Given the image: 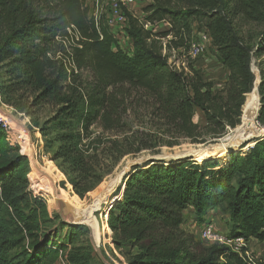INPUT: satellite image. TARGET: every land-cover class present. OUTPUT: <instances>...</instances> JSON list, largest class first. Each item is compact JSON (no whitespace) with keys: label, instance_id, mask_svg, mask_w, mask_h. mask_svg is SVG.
<instances>
[{"label":"trees","instance_id":"obj_1","mask_svg":"<svg viewBox=\"0 0 264 264\" xmlns=\"http://www.w3.org/2000/svg\"><path fill=\"white\" fill-rule=\"evenodd\" d=\"M87 2L0 0V103L26 115L35 107L52 109L36 126L64 175L56 169L57 181L70 187L74 201L127 154L174 146L179 139L205 143L235 128L255 80L251 58L264 55V30L249 46L227 17L229 12L264 26V0H151L143 7L144 19L166 26L147 30L128 15L125 33L133 52L121 48L103 20L95 26ZM193 21L208 33L225 69L220 86L191 62L175 68L162 53V39L166 52L188 50ZM71 25L76 35L67 32ZM259 76L256 119L264 124V70ZM137 107L157 130L133 140L121 135ZM196 110L203 113V125L193 121ZM246 144L247 151L240 152ZM240 148L214 154L216 159L150 158L133 164L102 223L104 239L110 235L123 264H264V254L254 258L245 248L237 253L204 246L181 227L188 208L199 222L223 208L230 237L264 239V133ZM26 153L0 124V264H47L59 250L69 264H102L88 242L76 243L88 227L50 217L44 200L30 191ZM34 178L31 171L29 179Z\"/></svg>","mask_w":264,"mask_h":264},{"label":"rangeland","instance_id":"obj_2","mask_svg":"<svg viewBox=\"0 0 264 264\" xmlns=\"http://www.w3.org/2000/svg\"><path fill=\"white\" fill-rule=\"evenodd\" d=\"M145 5L143 4H136L132 11L136 18L144 17L145 13L143 12V7ZM230 4L227 6L229 8ZM229 10V9H228ZM227 17L231 20V25L236 34L245 42L249 44V46H253L258 34L264 30V26L260 24H256L254 22H250L245 20L241 15H234L230 14L228 12ZM192 41L191 44H199V46L202 47V50L195 54L193 48L191 45L189 46L188 50L184 51L183 53L179 54L175 50H170L166 52V50H163V54H167V62L168 64H171L175 66V68L179 69L181 67H185L188 62H191V64L195 67V69L199 70L200 74L203 78L210 80L213 82V84H216L218 86L222 85L224 79H225V69L222 68L220 63L215 58L214 48L212 47L211 43L205 42L203 38L200 37V32H204L202 29V26H200L197 21L192 22ZM166 26L164 22H156L152 30H158L162 29ZM125 40H120L119 42L122 45L123 48L129 52L134 51V46L131 41V39L123 37ZM165 39H162L160 44H164ZM183 63V64H182ZM251 71L254 74L255 80L253 82L252 89L250 93L253 92L254 84L257 85V80L259 76V69L264 70V55H262L260 58H257L256 56H252L251 58ZM83 77L86 80H90V75L86 72L83 73ZM260 77V76H259ZM249 95L246 94L245 97ZM26 97H28V94H26ZM245 98V102H246ZM30 100V98L28 99ZM257 102V108H256V114L258 112L259 103H260V97L257 93V86H256V98ZM244 102V104H245ZM243 104V106H244ZM243 106H242V114L240 118V123L237 126H240L242 124L243 120ZM0 114L3 115L8 123L11 126V129L14 132H20L27 135L28 144H27V153L26 156L29 161V167L30 171L27 175L28 181H29V189L30 191L35 194L36 196L41 197L44 200L45 208L50 217H53L55 214L59 217L60 220H62L65 223H69L66 221L53 207V204L49 201V196L46 194V192L38 185L39 182V175H41L40 170H47L50 172V174L54 177L56 183V187H60L63 189V191L66 193L67 197L69 198L70 203L81 206L83 208H87L90 204H92L98 197V195L101 193L103 189H105L108 184V182L115 178L117 175H119L118 181L115 183V186L111 191H109L103 198H101L100 202H97L95 205V208L91 209L90 212H86V215L88 219H91V222L88 224L82 223L85 226L88 227V233L85 236L80 237L76 243H89L95 254L96 251L100 254L101 258H98L102 264H123V257L118 254V252L114 249L112 246V243L110 240V235H107L108 239H104L103 233L104 228L102 226V223L104 221L103 216L105 208L109 206V208L117 201L120 196L121 192L119 194H115V190L117 186L121 183L122 180V174L125 172L126 167L130 163H141L145 161L147 158H164L165 160H168V158H171V156L176 155H191V158L193 160H197L198 157H204L208 156L211 158H215L214 154L218 151L217 147H220V143H232L231 140L232 135L235 132V128L228 129L227 132L220 138L214 139V140H207L205 143H191L189 140L186 139H179L178 144L174 146H158L154 149H143L137 153L133 154H127L123 156L112 168L110 173L105 175L102 179V181L89 193H87L83 198H79V201H74L71 197L72 194H74L70 187L67 186L65 183V186L62 187L60 185L61 180L57 181V177L59 176L58 172H56V169L60 172V170L57 168V161H54L51 159V151L46 149L45 139L39 132L37 124H40L45 118L51 113L52 109L50 107H42V108H34L31 109V114L26 115L25 113H19L10 106L6 104L0 103ZM4 110V111H3ZM14 117H12V116ZM257 116L254 118V123L257 121ZM16 118V119H14ZM16 121H20V124ZM193 121L196 123H199L203 125L205 123L203 113L200 110H196L195 115L193 117ZM127 124L128 129H126L125 133L123 135H127V137H130V139L138 140L144 136H140V133L144 135V133H150L152 131H156V127L154 124V121H150L149 117H147L146 111L142 107H137L134 112H129L127 116ZM256 126V123H255ZM97 128L93 127V131H95ZM258 135H255L256 131H252L250 134V137L245 140H236V142L233 143L232 147H237L238 144L239 148L240 146L244 145L245 143H251L253 138H256L264 133L263 129H260L256 126ZM146 138V137H144ZM143 139V138H142ZM149 142V141H148ZM252 145V144H251ZM247 144L245 147H241L240 152H246ZM231 148V147H230ZM231 152H233L230 149ZM197 152V153H196ZM225 154H227V151H225ZM202 155V156H201ZM216 159V158H215ZM228 160V159H227ZM132 166V165H131ZM33 172L34 180L33 182L29 179L30 172ZM61 173V172H60ZM62 174V173H61ZM63 175V174H62ZM64 177V175H63ZM63 178L62 180H64ZM122 188V187H121ZM39 190V191H38ZM41 191V192H40ZM99 193V194H98ZM108 208V209H109ZM71 223V222H70ZM81 224V223H80ZM209 224L213 228L217 229L220 232H223L225 234L228 233V226H229V216L224 211L223 208H217L214 210H211L207 213V215L204 217L203 222L196 221L194 218V215L191 211V209H186L183 212V224L182 229L186 232H189L193 234L195 240L200 242L204 246H208L209 243L202 240V238L199 236L201 228L205 225ZM63 231L59 233V238L62 240ZM91 238L94 239V245L91 242ZM242 248H245L246 251L250 256H253L254 258H259L262 254H264V239L263 240H256L254 238H251L247 241H244V244L241 245ZM115 255V257H114ZM97 256V254H96ZM120 260L121 262H119ZM59 263V257L57 256L55 259H53L51 262H48L47 264H58Z\"/></svg>","mask_w":264,"mask_h":264},{"label":"built area","instance_id":"obj_3","mask_svg":"<svg viewBox=\"0 0 264 264\" xmlns=\"http://www.w3.org/2000/svg\"><path fill=\"white\" fill-rule=\"evenodd\" d=\"M89 6V15L93 20L95 26H98L100 20H103L105 24L112 29L114 36L119 42V39L125 40L123 37H127L125 33L126 21L128 15L136 18L132 9L136 4L146 5L151 0H87ZM139 20L140 24L145 29H152L155 23H150L144 17L136 18ZM158 23V22H157ZM67 32L69 34H77L73 25L67 28ZM203 38L205 42L210 43V37L207 32H200L199 39ZM120 43V42H119ZM124 44L120 43L121 48H123ZM193 48L195 54L202 50V47L199 44H190ZM124 49V48H123ZM163 50H165V43L163 44ZM183 64V63H182ZM3 116V115H2ZM4 117V116H3ZM256 126L260 129L264 130V124L255 121ZM0 124L5 131V133L9 134L16 143L21 145L23 148L25 143H28V140L24 133L14 132L11 129L10 124L6 120V118L0 117ZM199 236L202 240L208 242L209 244H215L219 246H225L229 248L233 252L241 253V245L244 244V239L242 237H230L228 234L218 231L213 228L209 224H205L199 233ZM246 255L249 256L248 252L244 251ZM59 263L58 264H69L67 260L62 256V251H58Z\"/></svg>","mask_w":264,"mask_h":264},{"label":"bare ground","instance_id":"obj_4","mask_svg":"<svg viewBox=\"0 0 264 264\" xmlns=\"http://www.w3.org/2000/svg\"><path fill=\"white\" fill-rule=\"evenodd\" d=\"M255 98H256V83L254 84L253 92L249 93V95L246 98V102L243 106L242 124L236 127L235 132L231 137V140L233 141L231 143L232 145L234 142H236V140H245L249 138L252 131H256L255 135H258L257 133L258 131L256 129L255 123L253 122L256 116V108H257V102ZM0 117L4 118L3 116H1V114H0ZM16 122L20 124V121H16ZM25 136L27 138L26 134ZM27 144L28 143L26 142L25 146H27ZM239 145L240 144H238V146ZM217 149L218 150H215V151H218V152H216L215 154L219 156L221 155L223 151H228L229 147H225V145H221L220 147H217ZM174 157L182 158V157H188V155H176ZM40 171H41V175H39L38 185L46 192V194H48L49 201L51 202V204H53V207L57 210V212L65 220L79 221L85 224H88L91 222V219H88L86 212L87 211L90 212L91 209L95 208V205L97 204V202H100L101 198H103L109 191L113 189V187L115 186V183L118 181V178H119V175H117L115 178L111 179L108 182L107 186H105L106 188L103 189L100 194L98 193L99 198H97L87 208H83L81 206H76L70 203L69 198L67 197L63 189H61L59 186L56 187L55 185L56 181L49 171L47 170H40Z\"/></svg>","mask_w":264,"mask_h":264},{"label":"water","instance_id":"obj_5","mask_svg":"<svg viewBox=\"0 0 264 264\" xmlns=\"http://www.w3.org/2000/svg\"><path fill=\"white\" fill-rule=\"evenodd\" d=\"M259 82H260V78H259V76H258V80H257V88H258V85H259ZM257 93H258V91H257ZM259 108H260V103H259ZM258 108V109H259ZM0 109H1V107H0ZM257 114H258V112H257ZM257 114H256V116H257ZM12 116V115H11ZM12 117H14V116H12ZM225 145V147H231L232 145L230 144V143H225V144H223V143H220V145ZM244 144H245V142H244ZM254 144V142L252 143V145ZM251 145V146H252ZM176 157H174V156H171V158H168V160H170V159H175ZM147 159H150V158H147ZM146 159V160H147ZM155 159H164V158H155ZM137 162H134V163H130L127 167H126V169H125V172H123V174H122V177L129 171V169H130V167H131V165H133V164H136ZM123 188H124V185H122V188H121V194H122V192H123ZM106 219H107V216H106ZM106 219H105V221H106ZM66 221H68V220H66ZM69 223L71 222L72 224H77V223H81L82 224V222H79V221H68ZM91 242H92V244L94 245V239L93 238H91ZM96 254H97V257L98 258H101V256H100V254L96 251Z\"/></svg>","mask_w":264,"mask_h":264}]
</instances>
